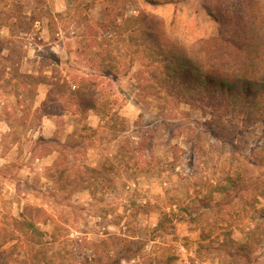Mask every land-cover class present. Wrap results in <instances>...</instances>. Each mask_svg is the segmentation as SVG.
Instances as JSON below:
<instances>
[{
	"label": "rangeland",
	"instance_id": "rangeland-1",
	"mask_svg": "<svg viewBox=\"0 0 264 264\" xmlns=\"http://www.w3.org/2000/svg\"><path fill=\"white\" fill-rule=\"evenodd\" d=\"M153 1L12 0L23 19L12 28L16 19L0 17V225L25 217L58 238L31 251L30 264L58 253L56 264H116L129 252L139 257L120 264H202V220L227 226L225 245L199 253L205 264H248L232 241L242 246L264 227L252 187L264 182V106L249 101L264 88L232 102L205 97L208 82L193 86V101L164 100L190 90L166 82L158 46L261 82L264 58L248 54L264 46V0ZM141 13L142 26L128 21ZM33 18L43 40L30 46ZM134 50L142 56L129 66ZM83 76L105 78L108 107L126 121L77 111L63 90ZM250 238L264 264V233Z\"/></svg>",
	"mask_w": 264,
	"mask_h": 264
},
{
	"label": "trees",
	"instance_id": "trees-1",
	"mask_svg": "<svg viewBox=\"0 0 264 264\" xmlns=\"http://www.w3.org/2000/svg\"><path fill=\"white\" fill-rule=\"evenodd\" d=\"M12 0H0V17H3L5 19H16L15 22H10L9 26L14 28L16 27L17 22L21 21L23 19L22 15L14 14V10L12 9V5L10 4ZM149 3L154 2L153 0H148ZM2 4V5H1ZM17 17V18H16ZM146 18V17H145ZM26 19V18H25ZM147 19V18H146ZM144 18L142 13L139 14L138 16H130L128 18V21H134L136 23H139L140 26H142ZM38 21L35 18L32 19L31 25L34 27V23ZM100 28V26H103L104 29H107V26L103 24V22L98 23L96 25ZM100 30H102L100 28ZM140 30L137 28L131 30L129 32V36H133L139 33ZM101 32V31H100ZM128 32V31H126ZM109 36H104L101 34V39H104L106 41L111 40L112 38H108ZM109 39V40H108ZM235 45L238 50H242L241 46H238L236 43H232ZM163 48H160L158 46V53H161L165 55V57L168 59H164V69H163V74L166 79V82L168 84H172L174 86H189L188 90L186 92H181L179 94H163L161 97L164 100H174V97L177 98L179 102H186L187 101H193V99H196L199 95L197 92H195L193 89V86L203 88L207 86L206 84L209 82L210 85L215 87L214 91L211 90L212 88H208L206 90V95L205 97H213L214 99H226L230 100L232 99V102H237L239 100V96L242 95H248L252 94L254 89L258 88H264V79L259 82L260 75L256 74L251 77H242V72H239L240 70L233 72V74H230L227 69H220L219 66H210L208 70H203L196 66L195 62L188 59L187 55L182 54L179 52L177 49H174L172 47H169L167 44L161 45ZM134 47V46H132ZM251 50L250 53L248 54L249 56H254L255 58L262 57L264 58V46L262 48H257L255 45H251ZM157 48V46H156ZM166 49H168V52H166ZM150 50V49H149ZM143 51V50H142ZM132 54L134 55L130 58L129 66H132L135 61V57L142 56L141 50H134L131 51ZM157 52V50H152L151 49V54ZM253 53V54H252ZM255 53V54H254ZM240 57V56H238ZM180 59H182L180 61ZM181 63V64H179ZM149 67V66H148ZM242 69V68H241ZM249 71V70H247ZM248 73H253L248 72ZM262 76L264 78V72H262ZM201 77V78H200ZM138 80L139 81H145L146 77L144 76V70L138 72ZM103 79V78H102ZM106 80H99L97 77H81L78 80V88L77 85L74 84L75 90L73 89V84L67 86V88L64 91V94H66L70 99L76 100L75 105H77L80 109L77 111H92L94 112L97 116L100 117L101 122H104L106 118L109 116H112L116 120H121V121H126L124 118H122L118 112H112L113 109L108 107V101L106 99V93H105V88L102 86V83H104ZM152 87V86H149ZM77 89V90H76ZM202 92V89H201ZM62 93V92H61ZM202 94V93H201ZM251 95H248L246 97H250ZM246 103L248 102L249 98H245ZM252 102V104L256 105H263L264 106V94L261 96L260 100H257L254 98L253 100H249ZM247 112V111H246ZM41 138V137H40ZM243 177V176H242ZM252 187H255L256 192L258 195L254 196L253 202H258V197H263L264 198V182L262 184H254ZM206 200V197H203V201ZM255 204V203H254ZM252 204V205H254ZM211 203H204L203 204V210L209 211L214 209L215 211L219 210L220 208L217 209L218 204L215 203L214 206ZM217 209V210H216ZM255 211H258L260 214V219L264 222V207H257L255 204ZM259 209V210H258ZM213 211V210H212ZM205 214H210L209 212H206ZM212 214V213H211ZM214 219V216H212ZM22 219V220H21ZM14 218L13 220L17 222V225L15 227H12L10 224H1L0 225V264H10L11 261H19L20 264H30V252L35 251L37 253L36 249H39V252L41 250H47L49 245H54L56 241L58 240L57 235L55 233L53 234H48L44 231H42L40 228H38L37 224L32 221H28L27 218ZM209 220L210 218H206ZM48 219L46 218L44 221L46 222ZM208 221H200V238H201V245H199L198 252L206 255V253L212 252V250L217 249L218 247H221L225 245V240H222L220 237L221 232L219 231H224L225 227L220 226L218 221L215 220L214 223L211 225L207 223ZM229 226V224H228ZM159 227V224L157 228ZM256 227L253 230H249V235L250 237H256L260 235L263 237L264 233V227L261 226ZM224 235V234H222ZM248 238L247 242L245 244H242V246L237 245L234 241H232L235 244V247L237 248L239 253H242V257L246 260L248 264H258L259 260H261V255L262 252H254L253 248V239ZM68 239V238H67ZM123 241L128 245L127 249L129 248L130 243H134L133 241L128 240V238H121ZM261 239V238H260ZM51 240V241H49ZM261 241V240H260ZM208 244H205V243ZM143 247H141V250ZM258 249V248H257ZM256 249V250H257ZM260 250V249H259ZM17 252L19 253L18 255L13 253ZM46 252V251H45ZM197 252V253H198ZM198 253V260H200V263L205 264L207 262V257L202 258V255ZM129 254H132L130 256ZM126 256H119L117 257L116 264H120L122 260L129 261L130 259H135L136 256L139 253H131L129 252ZM58 254H53L50 256H47L46 254L42 258L40 264H56L55 257L58 256ZM203 255V256H204ZM207 255H211L208 253ZM97 256V250L93 251L92 256H88L91 260H95V257ZM118 256V254H117ZM116 257V256H115ZM210 257V256H209ZM54 258V259H53ZM109 258V257H108ZM7 259V260H6ZM144 259L143 263H138V264H152L150 261H147ZM195 258L191 257V264H196ZM33 264H36V261H33Z\"/></svg>",
	"mask_w": 264,
	"mask_h": 264
},
{
	"label": "built area",
	"instance_id": "built-area-1",
	"mask_svg": "<svg viewBox=\"0 0 264 264\" xmlns=\"http://www.w3.org/2000/svg\"><path fill=\"white\" fill-rule=\"evenodd\" d=\"M42 29H43L42 23L40 21H36L34 23L32 32H29L27 34V40L30 46L34 44H38L43 40ZM75 87L76 86L73 85V89H75Z\"/></svg>",
	"mask_w": 264,
	"mask_h": 264
},
{
	"label": "crops",
	"instance_id": "crops-1",
	"mask_svg": "<svg viewBox=\"0 0 264 264\" xmlns=\"http://www.w3.org/2000/svg\"><path fill=\"white\" fill-rule=\"evenodd\" d=\"M91 112H92V111H91ZM92 118H94V119L97 118L94 112H92ZM53 134H54V132L52 133V135H53Z\"/></svg>",
	"mask_w": 264,
	"mask_h": 264
}]
</instances>
